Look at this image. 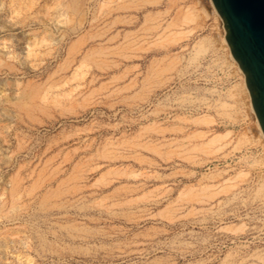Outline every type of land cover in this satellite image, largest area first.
Wrapping results in <instances>:
<instances>
[{
	"label": "rangeland",
	"instance_id": "374dc122",
	"mask_svg": "<svg viewBox=\"0 0 264 264\" xmlns=\"http://www.w3.org/2000/svg\"><path fill=\"white\" fill-rule=\"evenodd\" d=\"M225 36L211 0H0V264H264Z\"/></svg>",
	"mask_w": 264,
	"mask_h": 264
},
{
	"label": "water",
	"instance_id": "95a60500",
	"mask_svg": "<svg viewBox=\"0 0 264 264\" xmlns=\"http://www.w3.org/2000/svg\"><path fill=\"white\" fill-rule=\"evenodd\" d=\"M224 22L231 56L245 76L264 134V0H211Z\"/></svg>",
	"mask_w": 264,
	"mask_h": 264
},
{
	"label": "bare ground",
	"instance_id": "6f19581e",
	"mask_svg": "<svg viewBox=\"0 0 264 264\" xmlns=\"http://www.w3.org/2000/svg\"><path fill=\"white\" fill-rule=\"evenodd\" d=\"M73 1H74V0H73ZM76 2H77V1H76ZM71 3H72V1H71ZM72 4H73V3H72ZM72 4H71V5H72ZM75 6H76V4H75ZM214 8H215V7H214ZM215 12H216V14L219 16V14L217 13L216 9H215ZM39 42H40V43L43 42V39H42V41L40 40ZM39 42H38V44H39ZM41 44H43V43H41ZM44 44H46V41L44 42ZM36 45H37V44H36ZM39 45H40V44H39ZM39 45H38V47H39ZM34 46H35V44H34ZM36 47H37V46H36ZM31 48H32V47H30V49H31ZM34 48H35V47H34ZM32 50H34V49H32ZM30 51H31V50H29L28 53H31V52H32V51H31V52H30ZM35 53H37V52H35ZM32 54H34V52H33ZM28 55H29V54H28ZM34 55H35V54H34ZM32 56H33V55H32ZM35 56H36V55H35ZM232 59H233V57H232ZM0 60H1V59H0ZM2 61H3V60H1V63H2ZM233 62L235 63L238 72H239L242 76H244V74H243V72L241 71V69H240L238 63H237L234 59H233ZM1 63H0V64H1ZM244 78H245V76H244ZM242 84L245 85V80H243V83H242ZM35 87H36V86H35ZM35 87H34L33 91L30 90L31 92L29 91L30 93L27 94L28 98H30V99H31L32 97H33V98H34V97L36 98L37 96L41 95L39 89H37V88H35ZM32 88H33V87H32ZM244 90H245V92H246V94H247V97L250 98V95H249V92H248V89H247L246 85H245ZM22 96H23V95H22ZM249 104H251V98H250ZM251 105H252V104H251ZM252 111H253V108H252ZM253 113H254V111H253ZM254 114H255V113H254ZM255 117H256V116H255ZM256 121H257V120H256ZM257 123H258V122H257ZM258 125H259V124H258ZM258 131H259L260 137H261V138L263 139V141H264V134H263V132H262L260 126H259ZM215 139H216V138H215ZM215 139H213V140H215ZM213 140H212V141H213Z\"/></svg>",
	"mask_w": 264,
	"mask_h": 264
}]
</instances>
